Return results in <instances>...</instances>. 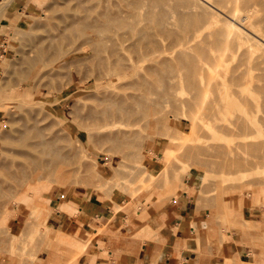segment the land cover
<instances>
[{
  "label": "rangeland",
  "instance_id": "1",
  "mask_svg": "<svg viewBox=\"0 0 264 264\" xmlns=\"http://www.w3.org/2000/svg\"><path fill=\"white\" fill-rule=\"evenodd\" d=\"M174 1L170 0L171 3ZM55 2L56 0H37L35 4L31 0H0V88H2L0 90V209L2 210L4 207L13 209L15 201L22 200L24 190L27 187L25 183H32L31 186H35L38 183L46 185L45 193L41 197L26 204L20 202L16 211L8 219L4 220V222L0 220V236L2 235L1 229L4 231H2L4 237L2 235L3 238H0V264H56L57 261L58 264L60 261V264H165V260L159 258L166 250L172 251L173 258L177 257L180 262H184L180 264L253 263L256 255L264 254V146L263 149L259 147L261 151L256 149L258 144L262 143L264 145V141L258 140L259 138L261 140L264 139V132L256 134L251 129L252 134L249 133L252 136L248 135L249 138L244 136H247L246 131L250 130V126H247L249 127L248 130L246 125H251L253 118L255 120H264L262 107L256 108V105L251 104L247 106L249 111L247 107L236 105L233 107L236 113L233 111L231 112L232 114H226V109H222L219 114H216L217 112H214L215 106H212L213 104L211 103V100L214 99L212 95L215 96L214 94L217 91L215 90L211 97L209 96L210 99L213 98L210 100L211 102L207 99L211 106L209 102H204L209 104V106H205L202 103L205 106L204 108L209 109V111L213 108V113H211L212 109L209 112L204 111L205 109L202 108L200 113L204 111V116L202 113L200 115L205 117V114H207L208 116L206 115L205 118L201 117V120H199V114V117L190 116L197 111L196 106H194L196 109L193 110V103L191 111L195 113L190 115L188 113H191L190 102L194 97L192 93L195 95L196 92L193 90V92H190L189 87L187 88L185 83L184 85L181 83L178 86L176 85L178 89H176L177 91L174 94L177 96L174 95L175 98L173 97L172 100L170 98V101L166 102L168 99L166 101L162 100V87L159 86V92L161 90L159 97L162 100V104L159 101L160 98L157 101L154 94L152 96L155 97L156 100L154 101L157 102H148L149 104L152 103L151 105L154 107L156 104L158 106V102L162 105V108L165 102L166 105L168 103L170 105V102L172 105L173 99L175 101L177 97H179V104L180 99L181 101L182 99H187L186 102L188 104V97L191 95L189 97L190 104L187 105L185 101L182 102H185L184 105L187 107L189 106L188 108L185 106L187 113L183 110L185 108L182 104H180L181 107H177L179 112L186 113L182 115L181 113L178 114L179 112L176 113L177 115L174 114L173 110H178L174 109L176 106L173 108L172 105L171 108L173 110L170 108L172 111L169 110L168 113L165 110L169 105L167 108L166 105L164 106L165 110H163L164 108L158 109L156 106L157 111L160 110L159 115L161 118H159L156 115L157 113L154 116L152 115L157 111L154 112L152 106L147 103L146 107L148 108L149 106L152 110L148 108L145 109V112L149 113L150 117L153 116L151 117L153 119L150 120L149 116H145L147 115L145 113V117L142 116L139 119L140 122L134 128H130L132 130L131 134H137V140H139L134 139L135 142H131L130 150H135V147L139 149L142 147L140 157L142 156L143 159L137 158L140 150L136 148L138 151H134L136 153L134 154L136 157L133 158V162L136 163L134 165L132 159H130L134 152L127 150L130 145H118L116 149V146H113L109 141H98V144L94 139L88 140L89 138L85 133L74 126L70 115H68L70 113L71 99L66 102L67 107L65 106L63 110L58 112L57 117L54 109H59L61 106L59 104L67 96L66 89L68 88L66 86L65 90H55L57 83L52 81L48 84L50 86L43 87L38 85L36 86L37 91L40 90L44 93L38 97L35 89L33 90L35 84L32 87L24 80L29 75V71L27 69L19 70L20 68L18 69L15 66V61L19 54L17 51L21 50L20 48H28V41L38 34L37 28L42 25H52L53 22L57 21V17L61 12L55 11L57 10L54 7ZM50 14L53 19H51ZM27 33L28 36L24 37ZM167 42V40L163 41L165 45H167ZM67 47L65 48L67 49ZM229 64L232 65L233 62H229ZM56 65V61L48 62L45 70H52ZM228 65L226 66L229 69L233 68V66ZM214 68L210 69L209 76H213ZM215 69L219 72H216L217 76L221 75L222 77L220 76V79H217L215 70L214 78L216 77L217 80L221 81L226 69L224 67ZM183 70L180 69L182 75H184ZM85 72L84 69L77 72L73 79L74 82L77 80L76 82L78 83L80 77L82 78L83 75H86ZM254 73H257V71H254ZM205 75L207 76L208 74ZM130 76L132 75L127 77L131 78ZM18 80L22 85L21 88L17 86ZM93 83L94 81L92 80L85 86L92 90ZM15 90H19L16 95ZM152 91L158 92L153 89ZM81 94V92L77 93V95ZM152 96H149L151 100ZM191 97L192 99H190ZM16 99L17 102L14 101ZM22 99L27 102H25L26 106L21 101ZM178 100L176 101L178 102ZM28 101L31 104H37L38 102L39 105L41 103L43 107L32 106L28 104ZM18 102H20V105L22 104L21 107ZM260 103L261 100L259 98ZM15 106L21 109L16 112L19 108L15 109ZM161 107L159 106V108ZM180 108L182 109L181 111ZM25 109H27L28 113ZM35 109H38V111L36 110L35 112ZM246 109L247 111H245ZM148 110L150 112H147ZM161 111L165 112V114L162 112L164 116H162ZM47 112H49V115ZM247 112L250 113L249 116ZM44 113L47 118L42 116ZM209 114L213 116H209ZM187 115H189V118ZM32 116L34 119L39 120L36 121L37 126L47 125L46 123L48 122L50 126L53 125L55 130L61 128L58 123L56 124L55 118L61 119L81 141L82 147L75 148L77 151V153L75 151V156H73L74 153L68 154L69 156L72 154L70 162L66 161L67 157H69L66 155L65 163L63 161V164H61V168L65 165L67 166L64 167L66 174L61 178L56 177L53 179L48 177L47 181L38 183L36 181L34 183L29 182L30 180H28L29 178L31 179L35 170L32 168L34 170L32 171L31 167L28 166L27 157L24 158L20 154H24L23 152L30 155L35 154L34 150L30 148L31 145H29L31 140L33 142V139H30V134L26 135V137H20L16 131L23 121H26L29 125L35 123L31 119ZM155 116L156 118L158 117V121ZM163 117L169 120H164ZM242 117H244L243 121L245 124L241 121ZM144 118L147 119L148 125H146V122L144 123L146 120ZM52 120H55V122ZM245 120H248L249 123L245 122ZM50 121L55 124H50ZM167 124L168 126H166ZM159 125L166 126L167 129L171 126V132L178 130L179 134H176L180 138L177 137L175 139L176 136L174 134L176 131L171 133L168 130L170 133H164L165 129H162ZM210 125L218 127L215 132L213 128L216 127L212 126V129H209ZM238 125H244L243 127L240 126L242 129L240 132L244 133L243 136L239 132L240 128L236 127ZM159 128L162 130L159 131ZM218 129L219 131L222 129L228 132L222 134L216 131ZM233 129H236V134H234ZM162 133L168 136L165 138ZM227 133L234 135H227ZM143 134L147 137L145 138ZM160 135L162 137H159ZM140 136L142 139L144 137L141 142ZM169 136L173 137L172 141L168 139ZM243 137L247 139L246 142L245 139L243 142ZM249 139L254 141L251 143ZM255 139L261 143H258ZM130 141L129 139L128 142L130 143ZM136 142H140L142 146ZM172 142L175 144H172ZM253 142L258 144L256 145ZM250 144L253 147H250ZM109 145H111L113 151L107 148L110 147ZM124 145L127 146L126 150H124ZM134 145L135 147L132 149ZM239 145L243 146V149ZM119 147H121V151L118 152ZM123 151L128 152H126L127 156L130 153L131 155L127 157ZM71 158L75 160H73L74 163ZM135 158L140 160L139 165H137V159ZM26 161L27 163H25ZM120 162L124 164L121 167L122 163L118 165ZM24 163L25 167L26 165L30 167V171L28 172L29 169L27 170L28 176L30 173L32 175L27 177V182L21 181L25 185L20 182V184L18 182L15 184L13 177L17 170L16 167ZM129 165L130 168L132 166L133 175L132 171L127 173L126 170H123V172L121 170L123 166L127 169ZM133 166L139 167L134 169ZM72 167H75V169ZM67 169V172H70L69 175L66 172ZM128 169L127 171H129ZM142 171L148 175L144 173L138 175ZM7 173L8 175L13 174V176L9 175L10 177H8ZM61 173L63 172L59 171L57 176L61 175ZM192 173L196 175L195 180L193 175H191ZM122 175L125 178L120 179L119 177H122ZM137 175L141 176V178H136ZM189 176H191L192 182L195 181L192 186L186 183ZM116 178L124 181V183L115 180ZM121 183L124 185L121 186ZM20 185L24 186V188ZM184 193L194 202L199 213L206 218V228L203 230L196 229L193 233L188 232L186 240L173 243V240H167L163 237L162 228L168 217L169 219H172L173 216L177 217L174 211L182 204ZM68 206L74 209L70 210ZM85 213V219L93 217L95 213L97 215L100 214L103 218L98 219L95 217L88 224L87 221L82 222L79 218ZM145 226H148L147 229L144 228ZM136 233L142 234L137 235ZM60 236L76 240L78 247L74 248L73 244L71 245L69 242L71 247L68 246L67 242L68 245L63 244L64 240L58 238ZM54 241H57V243ZM187 241L191 242V244L187 243ZM56 247L60 249H56ZM181 252H190V261L187 262L185 258H181ZM233 254H236L237 257L233 256ZM146 257L148 260H146ZM56 258H59L60 261L59 259L55 261ZM68 259L70 262H67Z\"/></svg>",
  "mask_w": 264,
  "mask_h": 264
},
{
  "label": "bare ground",
  "instance_id": "2",
  "mask_svg": "<svg viewBox=\"0 0 264 264\" xmlns=\"http://www.w3.org/2000/svg\"><path fill=\"white\" fill-rule=\"evenodd\" d=\"M31 1L35 4L37 3V0ZM54 7L57 9L55 10L56 12H61L58 17L56 16L57 21L55 23L53 22L52 25H42L37 28V36L28 41L29 46L25 45L28 48H20L21 50L17 51L19 54L16 58L15 66H17L18 69L20 68L19 70L27 69L29 71V75H26L27 77L24 80L32 87L34 84L35 87L38 85L44 87L52 81L57 83L55 90H65V86L68 88L66 89L67 96H65L62 103L59 104L61 105L60 108L54 110L58 117V112L63 110L67 105L66 102L71 99L70 113H68V115H70L74 126L84 132L89 138L88 140L94 139L97 142L109 141L113 146H116V149L118 145H130L129 149H127L130 150L131 142L134 141V139H138L135 132L133 133L136 137L131 134L132 130L130 128H134V126L140 122L139 119L146 113L145 109H151L149 106H152L154 112L158 109H163L166 102L172 100L174 95H176L174 92L177 91V86L181 83H183V85L185 83V86L187 88L189 87L190 92L192 90L196 92V96L192 93L194 100L192 97L190 98L193 101L190 102L191 104L189 103V97L191 95L188 97V104L186 102L187 99H182V101L180 99V104L185 108L183 109L185 112L189 107L184 105L185 102L187 105L190 104V111L192 110V106L193 108L196 106L197 109H193L197 110L196 113L194 111H191V113L188 112L189 115L195 113L190 115L192 117H199L198 114L200 115L201 113L203 114L204 111H209V109L207 110L204 107L209 106L207 103L213 99H210V97L215 90H217L214 94L216 97L212 95L214 99L210 102L213 104L212 106H215L214 112H217L216 114H219L222 109H226V114L233 111L236 113V110L233 108L234 106L238 105L245 108L251 104L256 105V108H259V106L262 107L264 111V0H175L173 3H171L170 0H56ZM51 16L50 14V17ZM51 19L53 18L51 17ZM27 36L28 33L24 35V37ZM164 40L168 41L167 45L163 43ZM66 46H68L67 49L65 48ZM51 61H56L57 65L52 68V70L46 71L45 68L47 63ZM234 61L237 63H234ZM229 62H233V64L231 65ZM228 64L233 66V68L230 66L231 68L229 69V67L226 66ZM213 67H220V69L224 67L226 69L221 81L217 80L220 79L219 77L221 75L219 77L217 76L219 72L215 68L213 69V76H209L210 69L212 70ZM83 69L84 72L86 71V75H83L84 77L82 76V78L80 77L78 83L76 82L77 80L74 82L73 79L77 72ZM180 69H184V75L180 73ZM214 71L215 73L217 72V79L216 77L214 78ZM254 71H257V73H254ZM205 74L208 75L206 76ZM128 75H132L130 76L131 78L127 77ZM92 80L94 81L93 89L89 90L85 85ZM19 83L20 81L18 80L17 86L21 88L22 85ZM159 86L162 87V100L166 101L168 99L166 102L163 101L165 102L163 108L161 107L162 100L159 97L161 93V90L159 92L158 89ZM35 87L33 90L35 89L38 97L44 94L40 90L37 91V87ZM1 89L2 88H0V90ZM152 89L158 91L156 92L157 94L152 91ZM17 91L15 90V95ZM80 92L82 94L77 95V93ZM152 95L156 96L157 101L160 98L159 101L161 104L158 102V106L157 104L155 105L158 109L157 107L155 109V107L151 105L152 103L149 104V101L156 100ZM149 96H152V100ZM178 98L179 97H177L176 100H178ZM259 98L261 100L260 104ZM176 100L174 101L173 99L174 103L172 101L173 108L176 106L174 109L181 107L179 100L178 102ZM14 101L17 102V99ZM21 101L24 103L26 102L25 100L23 101V99ZM157 101H154V103ZM183 101L185 102L182 103ZM204 102L207 103L205 104ZM18 103L20 105V102ZM147 103L149 104L148 108L146 107L148 105ZM202 103H204L205 106ZM28 104H31V102L29 103L28 101ZM31 105L37 106L38 102L37 104L33 103ZM168 105H166V108ZM170 105L167 109L164 108L163 110L166 109L165 111L168 113L172 107V105ZM38 106L43 107L41 103ZM159 106L161 108H159ZM17 107L18 106H15V109ZM20 107H18L19 109H17L16 112L21 109ZM202 108L205 110L200 113ZM211 109L209 112L213 113V108ZM247 109L249 110L248 107ZM247 109L245 111H247ZM25 110L27 111V109ZM36 110L38 111V109H35V112ZM181 110L180 108V111ZM173 111L174 114H176L179 112V109ZM147 112L150 111L148 110ZM162 112L165 114L164 111H161V114ZM47 113L49 115V112ZM159 113L160 110L152 115L154 116L156 114L161 118ZM180 113L181 112L178 114ZM186 113H181V115ZM148 114L145 116H149V119L152 120L153 118L151 117L153 116L150 117V114ZM164 114H162V116H164ZM45 115V113L42 114L43 117L47 118V115ZM189 115H187L188 118ZM206 115L207 114H205V117ZM249 115L250 113H248V116ZM203 116L200 115V119H197L201 120V117L205 118ZM209 116L213 115L209 114ZM57 117L55 118L57 121L56 124L58 123L59 126H61V128L57 130L54 129L53 125L50 126L48 122L46 123L47 125L41 127L37 126L36 121L39 120L34 119L33 116L31 119L32 121L34 120L35 123L29 125V123L23 121V123L18 126V130H15L19 133L20 137L31 135L30 139H33V142L31 140V143H28H30V148L35 152L34 155L25 154V152H23L24 154H20L22 157L24 156V158L27 157L28 166L31 168L27 165L26 167L24 166L27 161L23 165L19 164L14 173L15 176L13 179L15 180L13 181L12 179L15 184L18 182V184L21 183L23 185L25 183L24 181L27 182V177H30L32 174L31 179L29 178L28 180L33 183L34 181L37 183L47 181L48 177L53 179L56 177L61 178L66 174L64 172V167L67 166L65 165L61 168L63 161L65 163L64 159L66 155L74 153L73 156H75V148H81L82 146L78 136L73 134L68 126ZM244 117H242L241 121H243ZM145 119L146 118H144V120ZM155 119L157 121L159 120L156 116ZM165 119L166 118H164V120ZM20 120L22 121L21 118ZM55 120L52 121L55 122ZM213 120L215 119L213 118ZM52 121L49 123L53 124L54 122L51 123ZM145 122L146 125H148L147 119L144 123ZM245 122L249 123L248 120H245ZM156 124H158V122H156ZM161 124L163 125V123ZM166 126H168V124ZM166 126L163 127L159 125V127L165 129V132H163L168 134V130H170V128L172 129V127L170 126V128L168 127L167 129ZM212 126L210 125L209 129H212ZM240 126L243 127L244 125ZM240 126L238 125L236 127L240 128ZM247 126H250V130ZM217 128L218 127L213 128L214 132ZM247 128L249 131L244 129L247 135L244 136L245 138H249L248 135H250L251 129H253V133L261 134L264 132V120H255L253 118L251 125H246V129ZM162 129L159 128V131ZM236 129H233V132H235ZM175 131L174 135L176 138H174L177 139L179 135L176 133L179 134V132H177L178 130ZM216 131L218 132L219 129ZM240 131H242L241 128L239 132ZM220 132L225 134L224 132L228 131H223L221 129L219 133ZM164 133H162V135L163 137L165 135L166 138L168 135ZM234 134H236V132ZM234 134L227 133V135ZM243 134L244 133L241 135L243 136ZM131 135L135 138L133 136L131 137ZM162 135L159 137H162ZM128 136L129 138H127ZM251 136L252 135H250V137ZM144 137L146 138L147 136L145 135ZM244 137L242 139L243 142L245 139ZM148 138L150 139V137ZM129 139L131 140L130 143L128 142ZM143 139L141 137L140 142L143 141ZM168 139L173 140V137L169 136ZM250 139L249 142L252 143L254 140ZM20 140L22 142L21 138ZM258 140L264 141V139L261 140V138ZM246 141L247 139H245V142ZM140 142L136 143L142 146ZM173 143L174 142H172V144ZM253 143L256 144V142ZM135 145L132 146V149ZM109 146L110 147H106L111 149V145ZM127 146L124 147V150H126ZM251 146L252 144H250V147ZM263 146L262 143L258 144L256 149H263ZM120 148L121 147H119L118 152L121 151ZM136 148H139L135 147L137 152L138 150ZM111 150L113 151V149ZM135 150H130V152H134ZM139 150V157L137 158L140 159L142 158V156L140 157L142 147H140ZM259 151H261V149ZM126 152L127 151H123L127 156ZM72 154H70V156L68 155L69 157H67L68 159H66V161L70 160ZM134 154L136 153L134 152L132 155L130 153L132 162L133 158L136 157ZM139 159H137V165H139ZM73 160L74 159H72V162ZM121 163L122 162L118 165ZM122 165L124 164L122 163L120 167ZM134 165H136V163H134ZM138 167L139 166H133L134 169ZM29 168H33L35 171L33 169L32 171L35 173H30L28 176L27 173L30 171ZM72 168L75 169V167ZM125 168V166L121 168L122 172L123 170H126L127 173L132 171V166L130 168V165L127 167L129 171ZM69 170L72 171L71 169ZM59 171L63 173L57 176ZM67 171L68 169L66 172ZM144 171L140 172L138 175L143 174ZM133 172L134 171H132V175ZM144 174L148 175L146 173ZM9 175L8 177L13 176V174ZM138 175L136 178H141V176ZM119 178L122 179L125 177L122 175V177ZM120 179L116 178L115 180L124 183V181ZM113 183L115 182L113 181ZM123 183H121V186L124 185ZM25 184L28 189L25 188L22 200H16L13 209H7L5 207L2 208V210L0 209L2 211H0V220L2 222L16 211L20 202L25 204L29 203V201H34V199L41 197L45 193L46 185L44 183H38L35 186H31L32 183ZM114 186L117 187L116 184H114ZM118 186H120V184ZM22 187L24 188V186ZM68 209L72 210L74 208L68 206ZM147 227L148 226H145L144 228L147 229ZM144 228L142 229L144 230ZM146 229L145 231H147ZM2 231L1 229V234L4 237V231ZM136 234L141 235L142 233ZM58 238L65 241V243L63 241V244L69 242L71 245L73 244L72 246L74 248L78 247V242L74 239H68L62 236ZM55 243H57V241ZM187 243L191 244L189 241H187ZM70 244L68 246L71 247ZM57 248L59 247H56V249ZM233 256H236V254H233ZM57 259L59 258H56L55 261H57ZM68 261L69 259L67 262ZM56 264H58V261ZM249 264H264V254L261 253L256 255L254 262Z\"/></svg>",
  "mask_w": 264,
  "mask_h": 264
},
{
  "label": "crops",
  "instance_id": "3",
  "mask_svg": "<svg viewBox=\"0 0 264 264\" xmlns=\"http://www.w3.org/2000/svg\"><path fill=\"white\" fill-rule=\"evenodd\" d=\"M191 175H193V178L195 180L196 175L194 173H192ZM191 180L192 178L191 176H189L186 181V183L189 184V186L195 184V181L192 182ZM183 199H184L183 202H181L182 204L179 207H177L174 211L177 217L173 216L172 219H169L168 217L169 214H168L167 215L168 218L166 219V222L162 228L163 237L167 240H173V243H178L179 241L186 240L187 239L186 235L188 234V232L193 233L195 232L196 229L203 230L206 228L207 220L205 217H203L202 214L199 213L194 202L190 200L189 196L186 193L183 194ZM97 208L101 209L100 207ZM86 210L88 211V209ZM85 215L86 213L79 218L81 219L82 222L87 221L88 224L90 223V220H93L95 217L98 219L103 218L102 216H100V214L97 215V213H95L93 217L86 219L84 217ZM180 255L181 258H185V261L187 262L190 261L191 259L190 252L187 253L181 252ZM159 259L165 260V264L184 263V262H180V259H178L177 257L173 258L172 251L169 250L164 251ZM146 260H148L147 257Z\"/></svg>",
  "mask_w": 264,
  "mask_h": 264
}]
</instances>
